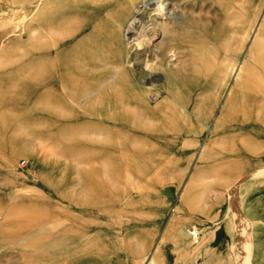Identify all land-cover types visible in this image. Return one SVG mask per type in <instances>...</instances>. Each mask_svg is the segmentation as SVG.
Masks as SVG:
<instances>
[{"label":"rangeland","instance_id":"rangeland-1","mask_svg":"<svg viewBox=\"0 0 264 264\" xmlns=\"http://www.w3.org/2000/svg\"><path fill=\"white\" fill-rule=\"evenodd\" d=\"M145 1L0 0V264H264V0Z\"/></svg>","mask_w":264,"mask_h":264},{"label":"bare ground","instance_id":"bare-ground-1","mask_svg":"<svg viewBox=\"0 0 264 264\" xmlns=\"http://www.w3.org/2000/svg\"><path fill=\"white\" fill-rule=\"evenodd\" d=\"M51 2H48L49 7L47 6L46 10V17H50V14L48 13V11L51 9ZM154 4V12L157 13L158 15L163 17L164 13H166V11H169V16H172V14L174 13V7L172 6L171 9H168V6H170V4L172 5V3H170L169 0H146L144 3V6L146 8L150 7V5ZM47 4H45L46 6ZM162 11V12H161ZM50 12V11H49ZM156 15V16H158ZM49 19V18H48ZM148 19H150L149 17L145 16L143 13H139V14H135L133 15L129 21H128V28L130 29V31L128 32V35L130 34V36L132 35H138L139 36V43L137 44V49H145L146 47H148V41H149V35L145 32L144 27L146 25V23L148 22ZM50 21V20H49ZM46 25H50L48 26V30L52 29L53 27H51V24H46ZM132 41V40H131ZM140 50V51H141ZM153 48L150 47L149 48V52H142L140 54H138V56L133 60H130V64L132 63L137 69L138 71H142V70H147L150 69V67L152 66L153 63H151V56L154 55L153 53ZM151 60V61H149ZM147 74L146 75V80L148 81V86H145V77H138L137 81L139 83V85H141L144 88H148L149 90L153 91V88L156 86V83L154 82V80H156V77L158 76L155 72L152 71H148L147 70ZM57 81L62 82L63 80V76L60 77ZM147 89V90H148ZM155 89V88H154ZM194 234V233H193Z\"/></svg>","mask_w":264,"mask_h":264}]
</instances>
